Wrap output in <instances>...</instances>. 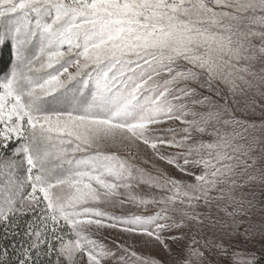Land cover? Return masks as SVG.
<instances>
[{
	"label": "snow or ice",
	"instance_id": "snow-or-ice-1",
	"mask_svg": "<svg viewBox=\"0 0 264 264\" xmlns=\"http://www.w3.org/2000/svg\"><path fill=\"white\" fill-rule=\"evenodd\" d=\"M257 188L264 0H0V264H264Z\"/></svg>",
	"mask_w": 264,
	"mask_h": 264
},
{
	"label": "rangeland",
	"instance_id": "rangeland-1",
	"mask_svg": "<svg viewBox=\"0 0 264 264\" xmlns=\"http://www.w3.org/2000/svg\"><path fill=\"white\" fill-rule=\"evenodd\" d=\"M256 196H257V203H259L260 201H264V195H261V190L260 189H256ZM131 207V206H130ZM136 209L133 208V211H135ZM119 211V210H117ZM256 218H259V214L257 213ZM101 238L109 243V244H114V243H118V242H122L121 237H119L117 235V233L115 232H104L102 233ZM257 247H259V244H256ZM139 250L142 251V253L146 256V257H156V258H160L163 259L165 261H167L168 257L167 255L163 252L162 249H160L159 247H139Z\"/></svg>",
	"mask_w": 264,
	"mask_h": 264
}]
</instances>
